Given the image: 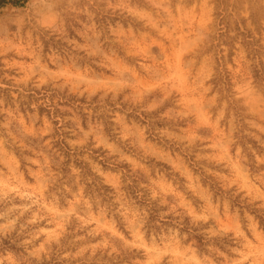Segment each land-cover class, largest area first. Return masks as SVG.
Listing matches in <instances>:
<instances>
[{"label":"rangeland","instance_id":"obj_1","mask_svg":"<svg viewBox=\"0 0 264 264\" xmlns=\"http://www.w3.org/2000/svg\"><path fill=\"white\" fill-rule=\"evenodd\" d=\"M257 68L264 0L0 9V264H264Z\"/></svg>","mask_w":264,"mask_h":264},{"label":"trees","instance_id":"obj_2","mask_svg":"<svg viewBox=\"0 0 264 264\" xmlns=\"http://www.w3.org/2000/svg\"><path fill=\"white\" fill-rule=\"evenodd\" d=\"M30 0H0V9L6 7H24ZM262 74H264V68L255 70V77L264 82L262 78ZM239 113V112H238ZM152 212H155V208H151ZM262 224L264 225V220L262 219ZM201 241V240H200Z\"/></svg>","mask_w":264,"mask_h":264}]
</instances>
